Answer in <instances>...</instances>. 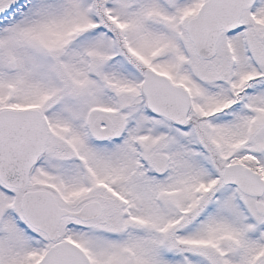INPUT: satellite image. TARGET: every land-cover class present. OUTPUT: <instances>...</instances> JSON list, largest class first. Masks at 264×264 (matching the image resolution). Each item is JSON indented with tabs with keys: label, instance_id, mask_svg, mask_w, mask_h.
I'll return each instance as SVG.
<instances>
[{
	"label": "snow or ice",
	"instance_id": "obj_1",
	"mask_svg": "<svg viewBox=\"0 0 264 264\" xmlns=\"http://www.w3.org/2000/svg\"><path fill=\"white\" fill-rule=\"evenodd\" d=\"M0 264H264V0H0Z\"/></svg>",
	"mask_w": 264,
	"mask_h": 264
}]
</instances>
